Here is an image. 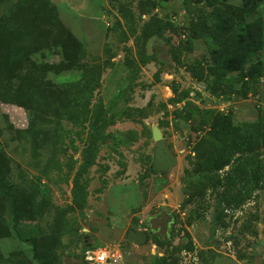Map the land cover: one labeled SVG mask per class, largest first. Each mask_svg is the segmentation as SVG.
Returning a JSON list of instances; mask_svg holds the SVG:
<instances>
[{"label": "rangeland", "instance_id": "rangeland-1", "mask_svg": "<svg viewBox=\"0 0 264 264\" xmlns=\"http://www.w3.org/2000/svg\"><path fill=\"white\" fill-rule=\"evenodd\" d=\"M220 4L0 0V167L24 210L14 226L0 192V264H40L34 244L46 264H99L85 255L102 246L117 264H264V188L221 221L210 188L187 198L199 109L264 124V75L208 76L202 35ZM154 127L176 157L163 171L151 168ZM162 211L166 240L147 225ZM136 228L151 233L144 244L127 239Z\"/></svg>", "mask_w": 264, "mask_h": 264}, {"label": "trees", "instance_id": "trees-1", "mask_svg": "<svg viewBox=\"0 0 264 264\" xmlns=\"http://www.w3.org/2000/svg\"><path fill=\"white\" fill-rule=\"evenodd\" d=\"M217 1L221 4L212 9V26L202 35L207 41L210 36L212 64L208 67V76L212 82L218 83L235 75L246 86L248 80H258L260 75H264V11L259 9L264 0H238L237 6L227 0ZM151 32L147 36L155 34ZM247 93L248 89L242 91L243 96ZM198 114L201 125L194 130L200 135L191 147L194 152L192 174L196 177V185L188 189L187 198L191 200L210 188L215 196L214 220L221 221L225 211L238 208L254 190L264 188L261 153L264 124L259 118L235 125L228 114L211 109H199ZM226 167L228 169L225 170ZM0 192L9 199V212L15 226L24 210L6 182L2 167ZM33 251L40 264L47 263L46 255L38 252L35 244ZM163 260L159 264H175Z\"/></svg>", "mask_w": 264, "mask_h": 264}, {"label": "water", "instance_id": "water-1", "mask_svg": "<svg viewBox=\"0 0 264 264\" xmlns=\"http://www.w3.org/2000/svg\"><path fill=\"white\" fill-rule=\"evenodd\" d=\"M152 135L155 142L154 157L151 168L155 171H163L174 166L176 163V157L167 147H165V141L162 138L160 130L154 127L152 130ZM170 219L171 218L169 216L168 220L161 224V226L164 227V225L167 224ZM164 230L166 231V227H164ZM126 237L128 240L138 244H144L147 241V235L144 230L129 229L127 231Z\"/></svg>", "mask_w": 264, "mask_h": 264}, {"label": "built area", "instance_id": "built-area-1", "mask_svg": "<svg viewBox=\"0 0 264 264\" xmlns=\"http://www.w3.org/2000/svg\"><path fill=\"white\" fill-rule=\"evenodd\" d=\"M102 255L105 257L103 262L100 260ZM120 256L121 254L117 250H113L107 246H102L87 250L85 258L90 263L117 264L120 260Z\"/></svg>", "mask_w": 264, "mask_h": 264}, {"label": "flooded vegetation", "instance_id": "flooded-vegetation-1", "mask_svg": "<svg viewBox=\"0 0 264 264\" xmlns=\"http://www.w3.org/2000/svg\"><path fill=\"white\" fill-rule=\"evenodd\" d=\"M169 216L170 215L167 214L165 211H162L159 214L149 217L147 221L149 231H151L153 235H156L157 237L166 240L168 238V233H169L172 217L170 216L171 218L170 221H168V223L164 225V227H166V231L164 230V227L161 226V224L166 222ZM136 229L142 230L141 228H136ZM151 233H146L147 239H149L148 237L149 235H151Z\"/></svg>", "mask_w": 264, "mask_h": 264}, {"label": "clouds", "instance_id": "clouds-1", "mask_svg": "<svg viewBox=\"0 0 264 264\" xmlns=\"http://www.w3.org/2000/svg\"><path fill=\"white\" fill-rule=\"evenodd\" d=\"M104 258L105 257L103 255L100 257L101 262H103Z\"/></svg>", "mask_w": 264, "mask_h": 264}]
</instances>
